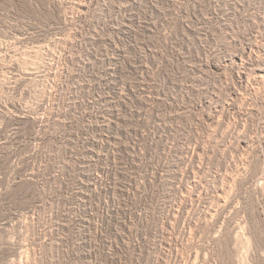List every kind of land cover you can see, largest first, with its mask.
Listing matches in <instances>:
<instances>
[{
	"label": "rangeland",
	"instance_id": "1",
	"mask_svg": "<svg viewBox=\"0 0 264 264\" xmlns=\"http://www.w3.org/2000/svg\"><path fill=\"white\" fill-rule=\"evenodd\" d=\"M263 76L264 0H0V264H264Z\"/></svg>",
	"mask_w": 264,
	"mask_h": 264
},
{
	"label": "bare ground",
	"instance_id": "2",
	"mask_svg": "<svg viewBox=\"0 0 264 264\" xmlns=\"http://www.w3.org/2000/svg\"><path fill=\"white\" fill-rule=\"evenodd\" d=\"M33 52V51H32ZM35 68V67H34ZM34 73V72H33ZM264 77V76H263Z\"/></svg>",
	"mask_w": 264,
	"mask_h": 264
}]
</instances>
